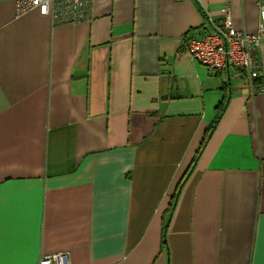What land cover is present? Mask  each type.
I'll return each instance as SVG.
<instances>
[{"label": "crops", "instance_id": "crops-1", "mask_svg": "<svg viewBox=\"0 0 264 264\" xmlns=\"http://www.w3.org/2000/svg\"><path fill=\"white\" fill-rule=\"evenodd\" d=\"M227 5L258 29L259 0H0V264H264V93L185 47Z\"/></svg>", "mask_w": 264, "mask_h": 264}, {"label": "built area", "instance_id": "built-area-1", "mask_svg": "<svg viewBox=\"0 0 264 264\" xmlns=\"http://www.w3.org/2000/svg\"><path fill=\"white\" fill-rule=\"evenodd\" d=\"M93 0H17L19 14L38 10L54 24L80 23L92 18ZM260 22L255 32L239 29L227 5L221 17L208 18V28L201 35L188 36L185 47L196 60L211 70L226 74L230 68L242 71L253 93H264V81H257L262 65L260 48L264 41V0H259ZM37 264H70L65 252L41 254Z\"/></svg>", "mask_w": 264, "mask_h": 264}, {"label": "trees", "instance_id": "trees-1", "mask_svg": "<svg viewBox=\"0 0 264 264\" xmlns=\"http://www.w3.org/2000/svg\"><path fill=\"white\" fill-rule=\"evenodd\" d=\"M186 38H187V37H186ZM186 40H187V39H186ZM257 81H263V77H262V76H258V77H257ZM226 98H227V96H225L223 100H226ZM224 105H225V101H222L220 104H218V106H217L218 111H219V113H218V117H217L215 123H213L212 126L210 127V129H209V134H210V132H212L213 128L215 127V124H216L217 121L219 120L220 115L222 114V111H223V108H222V107H224ZM208 137H209V135L207 136V138H208ZM207 138L204 139V141L202 142V145H201V147L199 148V150L197 151V154H196V156H195V158H194L192 164L189 166L187 172L184 174L183 178H181L180 181L178 182L177 190H179V188H180V186H181V184H182V182H183V179L188 175V173L190 172V170L194 169L195 163H196V161L198 160V157H199V155H200V153H201V151H202V149H203V146L205 145V142H206ZM176 198H177V193L174 195V198L172 199V202H171V205H170V209H171V210H173V207H174V205H175Z\"/></svg>", "mask_w": 264, "mask_h": 264}]
</instances>
